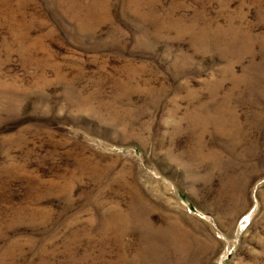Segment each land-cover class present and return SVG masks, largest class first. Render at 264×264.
I'll use <instances>...</instances> for the list:
<instances>
[{
	"label": "rangeland",
	"instance_id": "rangeland-1",
	"mask_svg": "<svg viewBox=\"0 0 264 264\" xmlns=\"http://www.w3.org/2000/svg\"><path fill=\"white\" fill-rule=\"evenodd\" d=\"M0 264H264V0H0Z\"/></svg>",
	"mask_w": 264,
	"mask_h": 264
}]
</instances>
